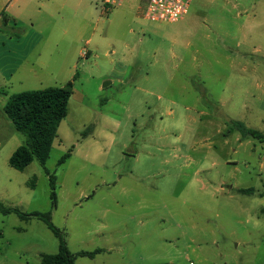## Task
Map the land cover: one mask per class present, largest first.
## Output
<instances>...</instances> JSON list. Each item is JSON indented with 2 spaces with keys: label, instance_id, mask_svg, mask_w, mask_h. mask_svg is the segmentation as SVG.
<instances>
[{
  "label": "rangeland",
  "instance_id": "1",
  "mask_svg": "<svg viewBox=\"0 0 264 264\" xmlns=\"http://www.w3.org/2000/svg\"><path fill=\"white\" fill-rule=\"evenodd\" d=\"M147 2L81 0L57 21L66 35L38 22L35 73L0 81V206L49 213L76 264H264V142L230 124L264 133V0H194L174 23L145 19ZM69 82L46 163L54 205L37 159L10 166L25 137L4 106ZM58 251L42 220L0 209V264Z\"/></svg>",
  "mask_w": 264,
  "mask_h": 264
},
{
  "label": "trees",
  "instance_id": "2",
  "mask_svg": "<svg viewBox=\"0 0 264 264\" xmlns=\"http://www.w3.org/2000/svg\"><path fill=\"white\" fill-rule=\"evenodd\" d=\"M74 93L73 82L67 83L64 87H49L42 90L24 91L9 97L4 112L12 122L16 131L23 134L25 143L18 147L10 158L9 164L18 171H24L37 159L43 166L50 179L51 198L53 204L57 203L56 178L50 175L46 169L53 144L57 138L58 130L63 120L68 116V107ZM233 129L238 131L242 139H255L264 142V133L248 128L239 121H230ZM70 153L65 154L59 161V165L65 163ZM238 193L252 195L254 190L239 189ZM4 214L16 213L21 219L26 220L37 217L42 220L48 228L59 239V251L56 254H43L41 264H76L77 256L69 251L65 234L55 227L49 213L40 214L21 213L17 209L0 206ZM79 253L82 257H93L99 253Z\"/></svg>",
  "mask_w": 264,
  "mask_h": 264
},
{
  "label": "crops",
  "instance_id": "3",
  "mask_svg": "<svg viewBox=\"0 0 264 264\" xmlns=\"http://www.w3.org/2000/svg\"><path fill=\"white\" fill-rule=\"evenodd\" d=\"M78 1V7L75 2ZM81 0H0V81L8 85L21 71L35 73V62H29L39 52L44 31L38 22L60 29L66 35L67 29L56 26L59 19L71 15L69 26L79 15Z\"/></svg>",
  "mask_w": 264,
  "mask_h": 264
},
{
  "label": "built area",
  "instance_id": "4",
  "mask_svg": "<svg viewBox=\"0 0 264 264\" xmlns=\"http://www.w3.org/2000/svg\"><path fill=\"white\" fill-rule=\"evenodd\" d=\"M194 0H148L143 17L153 22H179L189 13ZM125 0H102L107 11L121 6Z\"/></svg>",
  "mask_w": 264,
  "mask_h": 264
}]
</instances>
